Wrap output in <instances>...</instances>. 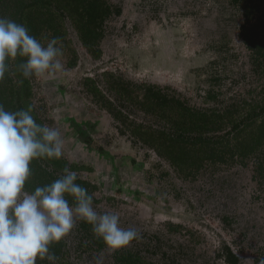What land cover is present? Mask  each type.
I'll return each instance as SVG.
<instances>
[{
    "label": "rangeland",
    "instance_id": "rangeland-1",
    "mask_svg": "<svg viewBox=\"0 0 264 264\" xmlns=\"http://www.w3.org/2000/svg\"><path fill=\"white\" fill-rule=\"evenodd\" d=\"M98 1L111 12L89 47L67 18L60 36H36L60 39L67 71L27 79L23 109L61 132L54 175L75 171L97 211L118 214L142 239L113 252L78 221L51 247L56 264H122V254L140 264H264V179L254 176L264 141L244 163L237 152L213 156L259 134L264 57L241 29L264 36V0L251 3L260 14L249 22L239 0Z\"/></svg>",
    "mask_w": 264,
    "mask_h": 264
},
{
    "label": "clouds",
    "instance_id": "clouds-1",
    "mask_svg": "<svg viewBox=\"0 0 264 264\" xmlns=\"http://www.w3.org/2000/svg\"><path fill=\"white\" fill-rule=\"evenodd\" d=\"M58 37L43 43L29 28L0 16V82L16 70L25 79L67 71ZM33 107L10 111L0 103V264H56L51 251L77 227L90 226L93 236L113 252L142 239L136 228L121 225L116 213H101L93 196L65 167L53 182L30 187L34 161L59 160L64 139L58 128L38 123Z\"/></svg>",
    "mask_w": 264,
    "mask_h": 264
},
{
    "label": "trees",
    "instance_id": "trees-1",
    "mask_svg": "<svg viewBox=\"0 0 264 264\" xmlns=\"http://www.w3.org/2000/svg\"><path fill=\"white\" fill-rule=\"evenodd\" d=\"M239 1L244 3V5L247 4L245 12L247 22L250 21L252 15L256 18L260 14L257 12L260 10L258 9L259 7L255 3L251 5L252 2H256L257 0ZM2 10H6L7 13L3 14ZM110 12V9L102 6L98 0H0V16H6L18 23L25 24L34 36H37L43 30L53 32V36H60L59 34H62L63 31V20L65 18L69 19L76 27V33L81 43L87 47L100 38L99 22L101 17H104V20L109 16ZM255 14L257 15L255 16ZM257 18L259 19L260 17L258 16ZM241 37L249 47L257 48L256 52L258 56L264 57V36L259 37V33L256 36L252 26L244 25L241 29ZM20 62V58H17L10 65V74L6 75L4 81L0 82V103L6 109L10 104L12 106L20 105V109L25 108L24 101L28 100V95H30L29 86L26 85L27 81L16 70V64ZM11 76L20 78L19 81L22 84H17L18 87L15 90L9 84L12 81ZM12 108L14 109V107ZM229 113L230 111H225L223 114H217L216 117L222 123L224 117ZM204 118L205 116L202 119ZM234 127H238L237 123L234 124ZM257 131L259 134L257 137H253L254 143L246 146L238 144L239 147H234V150L231 147L226 149L219 148V151L214 152L213 156H216L215 158L220 161H224L227 160V154L229 158H233L234 153L237 152V155L240 157L239 159H241L240 162L244 163L243 158L250 152L253 153L261 144V141H264V113ZM44 163H46L44 166L41 164V161H34L32 163L33 176L29 185L30 187L42 185L44 179H53L54 181L59 177L58 175L56 177L54 173H57L58 168L63 167L60 161L52 160L44 161ZM49 165L54 167L50 171L47 170ZM254 169L256 174L254 176H257L260 180L264 179V150L260 152V157H258ZM76 183L82 184L83 182L78 179ZM116 259L122 264H140V261L131 254L117 255Z\"/></svg>",
    "mask_w": 264,
    "mask_h": 264
}]
</instances>
